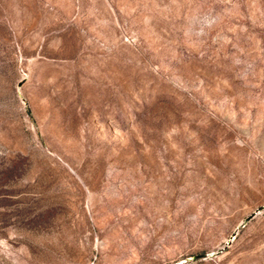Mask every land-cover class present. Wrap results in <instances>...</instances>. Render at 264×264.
Returning a JSON list of instances; mask_svg holds the SVG:
<instances>
[{"label":"rangeland","instance_id":"rangeland-1","mask_svg":"<svg viewBox=\"0 0 264 264\" xmlns=\"http://www.w3.org/2000/svg\"><path fill=\"white\" fill-rule=\"evenodd\" d=\"M0 264H264V0H0Z\"/></svg>","mask_w":264,"mask_h":264},{"label":"water","instance_id":"water-1","mask_svg":"<svg viewBox=\"0 0 264 264\" xmlns=\"http://www.w3.org/2000/svg\"><path fill=\"white\" fill-rule=\"evenodd\" d=\"M255 215H256V214H255ZM253 218H254V215L251 216L250 218H248V221L251 220V219H253ZM233 238H234V236H233Z\"/></svg>","mask_w":264,"mask_h":264}]
</instances>
